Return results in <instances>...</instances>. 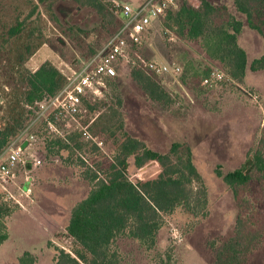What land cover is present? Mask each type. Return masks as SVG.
<instances>
[{"label": "rangeland", "instance_id": "obj_1", "mask_svg": "<svg viewBox=\"0 0 264 264\" xmlns=\"http://www.w3.org/2000/svg\"><path fill=\"white\" fill-rule=\"evenodd\" d=\"M85 1L0 0V93L4 103L0 115L1 138L6 133L14 136L22 122L29 120L19 98L28 96L31 75L42 66L55 68L60 73L56 91L61 89L69 76L91 66L108 39L122 28L123 21L112 11V1L104 0L109 5L104 16L85 5ZM131 1L138 5L146 0ZM188 2L189 6L196 7L197 0ZM209 2L213 4V0ZM166 28L164 19L156 22L138 51L131 46L132 56L141 66L152 61L181 65V81L190 98L181 97L180 87L174 85L171 76L165 75L159 80L172 94L173 101L171 104L154 102L132 77L133 68L120 70L112 95L93 102L100 106L98 110H88L80 121V128L86 131L83 139L86 145L82 151L75 150L72 157L68 151L62 150L61 157L58 156L60 161H51L48 140L39 145L44 157L47 156L39 168L46 169L40 174V170L31 173L32 185L28 195H20L24 174L6 188L0 185V200L5 201L11 196L10 202H5L12 207L19 206L5 219L7 232L12 234V241L16 243L15 253L33 247L36 248V255H33L36 264H53L56 248L67 252L72 250V241L67 238L64 224L55 233V244H44L45 236L39 225L48 222L40 214L35 216L34 212L42 213L41 207L49 213L58 204L56 213H63L64 209L68 211L89 195L91 184L82 178L85 169L77 165V160L82 158L92 165V161L103 162V155L114 156L116 145L110 134L118 127V110L123 115L126 130L150 149L167 153L172 144L178 142L184 144L182 153L191 150L193 164L200 175V180H196L192 188L195 192L202 189L207 192V206L195 205L194 209L184 205L166 217V225L153 250H145L128 237L120 238L118 248L122 264H213L215 259L209 242L221 244L234 235L239 209L231 189L217 175V170L226 175L240 168V154L256 141L264 113L243 89L260 94L238 82L237 86L216 90L200 87L204 70L211 63L220 68L222 64L210 59L206 53L207 38L187 40L179 36L173 41L174 36ZM170 85L178 88L179 93L171 90ZM118 100L122 101V106L118 105ZM108 128L111 131L106 133ZM89 141L97 142L103 154L94 152ZM4 151L0 150V162L4 159ZM70 161L77 166H70ZM91 169L96 166L93 164ZM128 173L133 182L144 178V173L135 168L134 159L130 160ZM251 191L258 192L257 182L251 184ZM258 203L263 211L264 200ZM8 249L0 248V264H20L25 252L21 256L10 255ZM256 251L249 264L264 263V246Z\"/></svg>", "mask_w": 264, "mask_h": 264}, {"label": "trees", "instance_id": "obj_2", "mask_svg": "<svg viewBox=\"0 0 264 264\" xmlns=\"http://www.w3.org/2000/svg\"><path fill=\"white\" fill-rule=\"evenodd\" d=\"M84 3L102 16L109 6L104 0H86ZM234 3L237 10L246 16L249 27L264 39V0H234ZM162 19L176 40L179 36L187 40L207 38L206 53L210 59L222 64L220 68L211 63L204 70L200 87L203 79L214 70H223L239 84L245 83L247 54L238 41L243 23L226 6L213 5L208 0H197L196 7L185 2L175 13L164 12ZM135 48L138 51L141 46ZM251 70H264V56L252 63ZM59 75L57 69L42 66L28 80L27 100L33 104L47 94H54L59 86ZM132 77L150 100L167 104L173 101L172 94L167 92L159 77L147 74L143 66L134 67ZM85 105L89 112L100 107L91 102ZM118 105L122 106L121 100H118ZM116 115L120 118L117 130L106 129V133L111 131L110 137L116 145L114 156L103 155L101 163L92 161L96 166L94 170L88 160H77V165L85 169L81 173L82 178L92 188L88 197L72 210L66 229L67 236L73 239L72 250L67 252L56 248L53 264H122L118 248L120 238L128 237L145 250H153L167 216L184 205L194 209L195 205L207 206L206 190L195 192L192 188L193 183L200 180V175L193 164L191 150L182 153L184 144L176 142L167 153L156 152L126 130L119 110ZM11 136V133H6L3 138L0 136V150L9 145ZM84 136V131H76L66 140L49 141L48 156H60V151L65 150L73 157L75 150L82 151L86 145ZM88 143L94 152L103 154L97 142ZM131 159H134L135 168L144 173V178L137 182L129 177ZM72 161L68 164L77 166ZM217 175L231 189L239 216L234 235L228 241L221 244L209 242L215 259L213 264H249L250 256L264 246V210H260L258 203L264 200V128L246 163L226 175L217 170ZM253 182L258 183L257 193L251 191ZM18 208L10 206L4 199L0 200V247L9 239L5 219ZM19 261L20 264L37 262L29 252Z\"/></svg>", "mask_w": 264, "mask_h": 264}, {"label": "built area", "instance_id": "obj_3", "mask_svg": "<svg viewBox=\"0 0 264 264\" xmlns=\"http://www.w3.org/2000/svg\"><path fill=\"white\" fill-rule=\"evenodd\" d=\"M189 0H146L144 3L114 2L113 13L121 18L123 26L114 33L91 66L80 73L67 78L66 84L52 95H45L42 100L30 103L27 97L20 96L19 102L29 117L22 122L20 129L11 136L10 143L4 148V159L0 162V185L7 187L16 182L20 175L33 171L45 162L39 145L49 141L66 138L80 128V121L88 109L86 102H98L112 95V88L118 82L120 70L125 67L138 66L132 56L131 46H141L156 22L161 20L164 12H177ZM176 41L175 38H172ZM149 75L161 77L169 75L182 90L181 97H188L181 81L183 69L177 63L148 62L143 66ZM237 86V81L223 70H214L202 81V87L216 90ZM248 98L260 104L261 97L255 92L243 89ZM0 93V115L4 104ZM180 105V103H179ZM43 130H39L38 128ZM43 135V136H42ZM29 180V175L27 177ZM196 190V188H195ZM30 189L20 187V195H28ZM11 196L5 198L8 203Z\"/></svg>", "mask_w": 264, "mask_h": 264}, {"label": "crops", "instance_id": "obj_4", "mask_svg": "<svg viewBox=\"0 0 264 264\" xmlns=\"http://www.w3.org/2000/svg\"><path fill=\"white\" fill-rule=\"evenodd\" d=\"M107 1H112L111 2L112 4L114 2L124 3L121 0H107ZM224 1L225 0H213L212 3L214 5H226L228 7L230 13L237 20H239V21H241L243 23V29H242V32L240 33V35L238 36V41H239L240 47H242L245 50L246 54H247L248 67H247V72H246V77H245V83L244 84H240V85H242L244 87H249L251 89H254L260 94L261 103L258 104V105H260V107L263 109V111L261 110V112L264 113V70L257 71V72H253L251 70L252 63L255 60L260 59L261 57L264 56V39L257 31H255V30H253V29H251L249 27L246 16L244 14L240 13L237 10L233 0H229L227 2H224ZM125 2L132 3L131 0H125ZM169 87L175 93H177V94L179 93L178 90H177L178 88H174L171 85ZM263 128H264V119H263V121L261 123L260 131H259V134L256 137V141L254 142V144L253 145H249L248 147L244 148V150L242 151V154H240V155H242L241 161H240L241 162L240 166L244 165V163L246 162L248 156L252 152V149L255 148V146L257 145L258 139L260 138V135H261V132H262ZM49 159L51 161H56V162L60 161V157H58V156H50ZM45 169H46V167L42 168V169L41 168H37V169H35L33 171H29L28 173H25L23 175L24 176V182L22 183V185H20V187H23L24 190H28V189L31 190L32 182L30 181V179L27 180L28 175L31 177V173H34L37 170H38V172L40 170V172H39V174H40L41 171H44ZM48 169H51V168H48ZM234 170H236V169H234ZM230 172H232V171H230ZM17 180H19V178ZM57 207H58V204H57L56 207L52 208V211H50L49 213H48V211L45 212V210H43L41 207H40V209L42 210V213L37 212V210H35V212H34L35 216L38 217L37 214H40V216L42 218H45L46 222H48L46 224L44 222L43 224L39 225L41 231L44 233V236H45V239L43 240L44 244L45 243L49 244L51 242L55 244V239H56V234L55 233H58V230H60V226H62L63 224H64V227L67 229V227L69 225V222L71 220L72 210H73L74 207H72L68 211L64 209L63 213L61 211H57V213H56V209L55 208H57ZM21 208L22 207L20 206V209ZM66 233H67V230H66ZM67 238L71 239V241L73 243V239L72 238H70L68 236H67ZM12 240H13L12 234L10 233L9 239L1 246L2 248L3 247L9 248L8 250H9V254L10 255H16V256L19 255V256H21L22 253H24V252L25 253L29 252L32 255H36L34 253L36 248H33V247L32 248L22 249V252L15 253L14 250L16 248V243L13 242L14 240L13 241ZM256 252L257 251H255L254 254L251 255L250 261H251V259L253 258V256L255 255Z\"/></svg>", "mask_w": 264, "mask_h": 264}]
</instances>
